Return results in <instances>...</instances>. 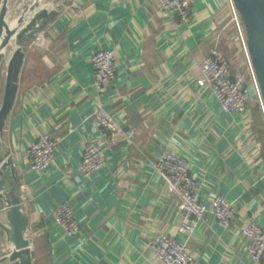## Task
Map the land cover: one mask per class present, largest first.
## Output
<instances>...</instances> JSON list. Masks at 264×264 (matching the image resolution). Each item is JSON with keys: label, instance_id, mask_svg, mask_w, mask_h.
I'll return each mask as SVG.
<instances>
[{"label": "crops", "instance_id": "0c3cea01", "mask_svg": "<svg viewBox=\"0 0 264 264\" xmlns=\"http://www.w3.org/2000/svg\"><path fill=\"white\" fill-rule=\"evenodd\" d=\"M228 2L197 0L189 23L158 14L151 0H58L48 6L57 15L35 42H22L25 59L4 129L18 186L26 185L28 227L41 233L32 243L34 264L40 242L47 244L51 264H161L146 242L157 232L177 234L182 219L155 166L168 147L191 162L202 199L210 203L222 194L238 205L230 228L205 215L188 242L194 264H253L241 230L252 220L264 227V162L248 158L253 143L238 116L223 114L196 84L216 22L226 26L222 51L235 55ZM47 28L51 40L43 36ZM100 47L114 51L117 65L100 98L136 135L131 142L119 139L105 166L83 178L84 145L107 138L92 116L98 94L91 57ZM251 108L264 157V117L256 101ZM43 132L57 138L58 147L51 167L35 174L26 150ZM63 201L81 224L73 239L53 222L52 209Z\"/></svg>", "mask_w": 264, "mask_h": 264}, {"label": "built area", "instance_id": "2783aa9c", "mask_svg": "<svg viewBox=\"0 0 264 264\" xmlns=\"http://www.w3.org/2000/svg\"><path fill=\"white\" fill-rule=\"evenodd\" d=\"M151 2L158 14L178 17L182 23H189L197 0ZM227 11L236 37L232 42V47L236 50L235 55L231 58L222 51L220 42L226 26L216 22L210 30L211 36H214L210 53L198 64L196 84L219 103L223 114L238 116L244 124L247 137L253 143L248 158L254 163H260L264 162L263 148L254 131L255 121L251 105L256 101L264 117V98L253 66L243 19L234 0H229ZM237 55H241L243 61ZM91 62L94 72L93 86L98 94L93 104V124L107 138L104 142L88 141L84 145L79 167L83 178H89L105 166L107 151L114 147L119 139L131 142L136 135V130L127 127L124 121L123 123L117 120L100 98L116 75L114 51L100 47L93 52ZM57 147L58 139L52 137L49 132L39 134L26 150L29 170L41 174L51 167ZM155 166L163 178L167 195L182 219L177 234L157 232L146 242V249L161 264H194L195 257L188 242L205 215L212 213L220 226L230 228L238 214L237 202L222 194L215 195L210 203L202 199L192 173L191 162L175 148L162 149ZM18 188L24 204L28 200L26 185L19 183ZM51 214L54 224L66 238L73 239L79 235L81 224L72 204L68 201L60 202L52 209ZM241 233L248 242L251 262L260 264L264 258V227L252 220L242 228ZM32 234L38 236L41 233L28 227L26 235L30 238Z\"/></svg>", "mask_w": 264, "mask_h": 264}, {"label": "water", "instance_id": "95a60500", "mask_svg": "<svg viewBox=\"0 0 264 264\" xmlns=\"http://www.w3.org/2000/svg\"><path fill=\"white\" fill-rule=\"evenodd\" d=\"M10 1L0 0V67L7 49L15 43L7 64L3 101L0 106V134L13 109L18 81L25 59L22 41L33 40L57 15V9L33 0L15 17L10 15ZM243 19L253 66L264 98V0H234ZM18 178L14 160L0 161V227L6 234L7 249L0 251V264H34L35 251L26 235L28 219L17 190Z\"/></svg>", "mask_w": 264, "mask_h": 264}, {"label": "rangeland", "instance_id": "374dc122", "mask_svg": "<svg viewBox=\"0 0 264 264\" xmlns=\"http://www.w3.org/2000/svg\"><path fill=\"white\" fill-rule=\"evenodd\" d=\"M32 1L33 0H12L11 4H10V9H11L10 15L12 17H15L16 15H18V12L20 11V9H19L20 6L21 7H25V6L27 7L28 5H30L32 3ZM56 1H58V0H42L41 3H42V5L46 6V5H51V3H56ZM20 4H22V5H20ZM43 36H44L45 40H51L50 28L46 29L45 35H43ZM36 37L32 41H27L26 39H24L22 42H24V43L25 42H35L37 40ZM12 48H13V46L11 45L7 50L8 53ZM237 56L240 59L241 55H237ZM6 70H7V68H6ZM3 71H4V62L2 63V65L0 67V106H1V103L3 101V95H4V89H5V79H6V77H5L6 72H5V74H3ZM4 129H5V127H4ZM13 154H14V152L12 150L11 141L8 138L6 132L4 131L2 134H0V161L3 159H6L8 157V155H13ZM17 186H18V184H17ZM33 231L35 232L34 228H33ZM37 240H38V238H37ZM30 241H31V243L36 241V235L32 234L30 236ZM7 246H8V241L6 239V234H5L4 230L0 227V251L7 249ZM50 262H51V260H50L49 248L45 242H40L37 260H35V264H51Z\"/></svg>", "mask_w": 264, "mask_h": 264}, {"label": "bare ground", "instance_id": "6f19581e", "mask_svg": "<svg viewBox=\"0 0 264 264\" xmlns=\"http://www.w3.org/2000/svg\"><path fill=\"white\" fill-rule=\"evenodd\" d=\"M42 1V0H41ZM45 6V5H44ZM49 5H46V7H48ZM26 7V6H25ZM20 9V8H19ZM16 11V10H15ZM43 38V37H42ZM15 48V43H13V48L9 51H6V56H5V59H4V71H3V74H5V72H7L6 68H7V64H8V60H9V55L11 54V52L14 50ZM8 50V49H7ZM9 54V55H8Z\"/></svg>", "mask_w": 264, "mask_h": 264}, {"label": "trees", "instance_id": "16d2710c", "mask_svg": "<svg viewBox=\"0 0 264 264\" xmlns=\"http://www.w3.org/2000/svg\"><path fill=\"white\" fill-rule=\"evenodd\" d=\"M262 137V136H261ZM263 139H264V135H263Z\"/></svg>", "mask_w": 264, "mask_h": 264}]
</instances>
